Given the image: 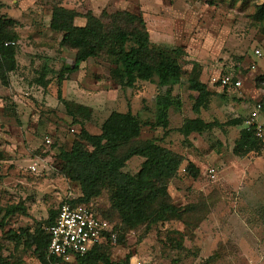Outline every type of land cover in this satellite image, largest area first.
I'll return each instance as SVG.
<instances>
[{"label": "rangeland", "instance_id": "374dc122", "mask_svg": "<svg viewBox=\"0 0 264 264\" xmlns=\"http://www.w3.org/2000/svg\"><path fill=\"white\" fill-rule=\"evenodd\" d=\"M55 5L98 18L117 11L143 18L153 54L162 50L177 58L183 72L173 90L166 129L153 126L157 78L137 81L132 88L120 84L111 75L117 65L108 41L62 81L67 107L57 98L56 74H48L44 84L37 82L44 64L58 70L62 62L72 63L76 53L60 44L62 33L49 27ZM0 16L12 20L8 27L16 36L17 63L8 86L0 80V218L11 205L26 207V214L9 218L10 228L31 229L70 194L83 196L79 181L66 172L64 153L75 141L91 151L80 139L81 128L98 134L113 111L130 110L144 124L117 154L146 141L179 154L176 173L164 179L167 201L176 213L127 229L111 206V188L99 185L88 202L116 226L115 241L105 249L110 261L264 264V143L246 154L234 153L242 131L249 128L256 78L264 76V0H0ZM114 20L127 24L124 17ZM85 22L81 16L74 19L75 25ZM101 22L105 33L107 17ZM132 45L130 41L127 47ZM257 48L260 58L253 56ZM224 75L239 78L240 88L223 89L217 81ZM193 76L213 92L199 114L193 111L197 92L188 82ZM195 117L219 125L183 135L182 125ZM235 118L241 123L228 124ZM144 162L132 156L122 171L135 175ZM190 163L199 170L196 176L187 171ZM19 253L23 264H40L29 251Z\"/></svg>", "mask_w": 264, "mask_h": 264}, {"label": "trees", "instance_id": "16d2710c", "mask_svg": "<svg viewBox=\"0 0 264 264\" xmlns=\"http://www.w3.org/2000/svg\"><path fill=\"white\" fill-rule=\"evenodd\" d=\"M80 16L85 18V24L75 25L74 19ZM101 17H107L109 22L105 33ZM116 17H124L127 24H117L114 20ZM11 23L12 20L0 16V80L4 86H8L9 74L17 67L16 46L9 43L16 42L14 32L8 27ZM49 27L62 33L60 44L69 45L76 49V53L72 63L62 62L58 70L44 64L37 82L44 84L48 74H56L59 86L57 98L65 107L69 103L61 96L62 81L76 72L82 62L96 57L100 44L108 41L117 65L111 75L118 78L120 84L132 88L137 81H151L153 77L157 78L159 91L154 98L153 126L163 129L168 127L169 109L174 105L173 90L180 84L183 72L177 58L165 54L162 50H156L157 53L153 54L154 48L141 16L128 11H117L112 14L103 12L98 18L89 12L81 15L73 9L55 5L52 8ZM130 41L133 45L127 47ZM261 81H264L263 75L256 78V85L260 86ZM188 82L189 88L197 92L193 111L199 114L200 109L206 107L213 92L196 76ZM223 89L227 90L228 87ZM240 123L239 118L228 122L233 125ZM143 124L130 110L125 113L113 111L102 124L100 133L92 134L81 128L80 139L92 147L91 151L84 149L80 141H75L71 151L64 153L66 172L81 185L83 196L79 197V201L99 215L88 201L98 193L99 185L111 188V206L127 229L144 223L156 224L176 213L175 207L167 201L169 195L164 179L174 176L182 157L152 141L130 146L123 154H117L122 145L139 136ZM218 125L217 122H205L195 117L188 119L180 131L188 136L190 133H199ZM261 143L264 141L257 139L253 129L249 127L242 131L234 153L246 154ZM132 156L145 159L143 168L135 175L122 171L126 161ZM187 171L193 176L199 173L192 163L188 165ZM60 205L61 202L56 210L49 211L45 220L36 222L31 229L20 228L18 231L10 228L8 221L16 213L26 214V207L22 204L7 207L0 218V264H23L19 250L25 253L29 251L40 264H54L55 259L47 257L49 235L45 228L53 223ZM99 216L104 218L101 214ZM105 219L110 224V232L116 234L115 224ZM10 243L12 249L8 246ZM110 245L113 243L108 241L93 246L83 256L77 257L73 264H115L110 261L105 251ZM21 246L23 248L20 249Z\"/></svg>", "mask_w": 264, "mask_h": 264}, {"label": "built area", "instance_id": "2783aa9c", "mask_svg": "<svg viewBox=\"0 0 264 264\" xmlns=\"http://www.w3.org/2000/svg\"><path fill=\"white\" fill-rule=\"evenodd\" d=\"M253 56L262 57L261 50L255 49ZM251 68H255L254 63ZM217 82L222 88H240L242 84L239 78L229 75L222 76ZM254 88L257 95L247 113L246 123L253 129L255 137L264 141V81L260 86L255 83ZM78 200L74 194L66 197L53 223L45 228L49 235L47 257L55 259L54 264H73L77 257L83 256L93 246L115 241L116 234L110 232L108 220L94 214L88 205Z\"/></svg>", "mask_w": 264, "mask_h": 264}]
</instances>
